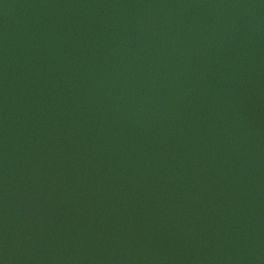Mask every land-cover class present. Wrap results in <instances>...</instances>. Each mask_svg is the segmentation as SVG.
Masks as SVG:
<instances>
[{"label":"water","instance_id":"1","mask_svg":"<svg viewBox=\"0 0 264 264\" xmlns=\"http://www.w3.org/2000/svg\"><path fill=\"white\" fill-rule=\"evenodd\" d=\"M0 264H264V0H0Z\"/></svg>","mask_w":264,"mask_h":264}]
</instances>
